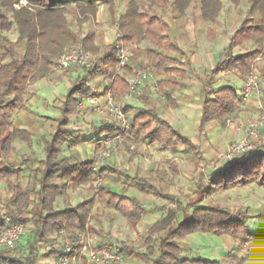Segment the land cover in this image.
I'll return each instance as SVG.
<instances>
[{
    "label": "trees",
    "instance_id": "1",
    "mask_svg": "<svg viewBox=\"0 0 264 264\" xmlns=\"http://www.w3.org/2000/svg\"><path fill=\"white\" fill-rule=\"evenodd\" d=\"M21 1L0 0V181L7 184L11 194L6 214L13 222L25 225L23 236L27 232L28 221H31L33 229L27 238L26 247L21 246L13 251L11 248H0V261L8 264H37L41 254L39 243L57 238L61 229L67 230L73 237L79 231L88 229L97 235L99 243L111 240L113 236L110 233L103 236L90 226L92 211L99 200L123 214L133 226H137L147 208L142 198L127 194L130 188H136L147 195L163 198L168 203L156 206L163 214L143 236L141 246H146V249L142 251L123 244V260L133 255L144 259L146 264H233L235 256L232 254L228 255V263L218 259H190L183 256L181 240L198 232L227 235L241 243L257 239L258 233L250 230V216L245 209L234 210L198 202L211 190H229L251 183L264 186V147L244 152L207 175L201 173L202 180L206 177L208 181V188H203L202 192L200 188L197 189L201 194L199 199L188 203L163 192L151 178L133 174L129 168L114 160L96 165L93 158L79 160L72 153L64 152L87 140L94 142L98 149L106 137L118 131L115 123L102 121L87 137L70 124L71 117L79 111L80 99L93 94L89 81H107L104 91L112 89L118 98L127 93L126 73L134 72L142 63L133 66L128 61L120 68V44L127 45L137 38L149 40L153 46L146 48L145 54L152 71L161 77L159 84L162 90L168 88L172 92L178 87L184 89L186 80L193 77L196 71L191 55L179 41L180 36L188 37V31L184 29V22L176 19L185 16L189 8L197 6L204 22L214 24L218 22L224 8L223 1L161 0L165 5L170 1V6L178 13L171 19L166 18L164 11L160 12L153 7L155 0L148 6L142 0H128L126 10L119 18L115 15L116 0H23L26 4ZM232 2L240 6L243 0ZM247 2L248 15L229 35L228 44L214 68L200 77L202 126L223 117L225 123L228 119L238 118L243 105L241 92L233 84L215 85L213 74L232 69L245 77L253 66L259 64L258 59L264 57V0ZM17 4L19 8H16ZM102 5L109 7L113 22L118 24L121 34L103 49L95 44L94 34L82 39L81 43L94 52L96 66L81 71L67 94L61 98L55 130L50 138H43L45 156H27L19 164L11 163L8 158L15 152L17 141L33 147L35 140L30 130L14 124L15 115L28 110L29 85L55 74L56 60L64 47L78 41L68 18V9L75 6L88 18L96 16ZM181 29L184 31L178 34ZM12 30L17 34L15 40L7 35ZM248 43L253 44L250 49L234 53V49ZM18 46H22L23 50L20 51ZM259 69L264 71V62ZM123 108L130 121L125 133L129 140L155 144L162 149L171 148L196 160L204 157L200 144L176 129L155 106L125 104ZM113 183L121 185L122 191L114 190ZM82 187H87L93 196L76 205L58 206L59 200L65 198L71 190ZM6 225L0 209V233ZM60 247L51 249L49 253L59 254ZM236 260L237 264H246L245 257Z\"/></svg>",
    "mask_w": 264,
    "mask_h": 264
},
{
    "label": "rangeland",
    "instance_id": "2",
    "mask_svg": "<svg viewBox=\"0 0 264 264\" xmlns=\"http://www.w3.org/2000/svg\"><path fill=\"white\" fill-rule=\"evenodd\" d=\"M142 1L147 6L152 2V0ZM158 1L155 0L152 5L158 11H164L167 19L178 15L170 6V1L166 5L161 3V0L160 3ZM222 1L224 8L219 16L218 22L214 24L204 22L197 6L189 8L185 16H178L176 19L183 21L184 29L188 31V37L184 38L180 36L179 41L187 52L194 57V68L196 71L193 77L186 80L184 89L178 87L172 92L168 88L162 90L159 84L161 77L156 75L153 70L154 78H148L146 81L140 83L139 88H137L133 96L128 97L126 94L121 98L115 96L116 101L122 106L125 104L143 106L149 103L150 96L148 95H151L154 106L167 116L176 129L199 142L201 150H205L206 147L211 146V157H208L207 154V157H202V160H196L197 158L195 159L183 152L178 153L171 148L162 149L155 144L131 141L124 135V139L118 144L117 151L109 159L129 168L133 174L137 173L141 176L151 178L163 192L175 195V197L184 203L199 199V195L201 194L197 192V189L200 188L202 192L203 188H208V181L206 177L202 180L201 173L207 175L212 171L215 164L218 165V168L221 166V163L226 164L220 159V154L225 151L232 141L237 140L233 137L231 138V135L233 136L234 133L227 126V123H225L224 117L221 120L214 121L210 125H201L200 77L205 76L206 72H210L214 68L215 63L219 61L220 55L228 44L229 35L239 27L242 20L248 15L249 10L247 0H243L240 6H235L232 0ZM127 3L128 0L115 1L116 18H119L125 12ZM19 7L17 4L16 8ZM68 18L72 29L77 34L78 41L74 44H67L66 46L80 45L81 48L92 54L93 60H95L94 52L87 49L81 43L85 36L94 34L95 44L103 49L121 34L118 24L113 22L107 5H102L96 16H89L88 18L82 14L79 8L72 6L68 9ZM184 29L179 30L178 34H181ZM7 35L13 40L17 37L15 30L8 32ZM213 36H215L214 39H212ZM123 45L132 51L129 63H133V66H137V63H142L134 72L126 73L127 77L148 67H152L149 63V58L145 54V49L153 46L149 40L137 38L131 43ZM252 46V43H248L243 47H237L234 49V53L239 54L245 49H250ZM18 49L20 51L23 50L22 46H18ZM263 58L258 59L257 62L259 64L256 65V68L261 72H264L259 69L261 63L264 62ZM84 69L86 68L76 67L66 71H56V75L45 76V79L41 81L44 87L35 94L39 102L38 104L32 105V108L39 114H51L54 117L57 114L60 115V109L56 105H59L61 98L67 94L71 87L69 83H74ZM68 74H74L73 81H60L61 78L63 80L64 76ZM244 79V75H241L237 70L227 69L222 72L216 71L213 74L212 81L217 86L233 84L241 92ZM100 80L95 79L91 81L96 90L103 89L107 86V81L102 80L101 82ZM145 85L147 87L143 88ZM152 88L154 92L148 93L147 89L150 91ZM29 94L33 96L34 92ZM173 98L175 103H173L174 100H171ZM183 110L189 112L188 121L182 118ZM32 115L35 117L34 122L37 119L36 114L33 112ZM44 118L46 121L47 117L45 116ZM232 119L236 120L238 118ZM110 120L114 123L111 117L101 116L94 107L84 106L79 107V111L71 117L70 125L77 132H81L89 137V134L93 133L95 126H98L102 121L111 123ZM33 122L30 121L27 125L30 124V127ZM55 124V119H53V122H49L47 119L46 123L40 129L43 134L42 136H35L33 147H29L24 142L17 141L15 143V152L9 156L8 160L11 163L19 164L27 156L36 158L44 157L43 138L51 137L55 130ZM214 131H216L215 133L217 135L209 136V133H214ZM237 132L236 134H238L239 138L242 132ZM102 150L103 145L96 149L95 143L87 140L70 150L65 149L64 152L65 154L72 153L79 160H88L90 158L97 160ZM98 160V164L107 161L104 156ZM113 188L118 192L122 191V186L116 183H113ZM127 194L142 198L146 204V214L137 226H133L123 214L113 208L107 207L99 200L92 211L93 215L90 226L95 228L103 236L110 233L113 236L111 239L113 241H121L123 244L144 251L146 246H141L143 236L147 233L148 228L159 220L163 214V211L157 209L156 206H163L167 200L150 194L147 195L136 188H130ZM91 196H93V193L87 187L71 190L65 198L59 200L58 206L62 208L67 204L76 205ZM10 198L11 194L9 193L7 184L4 181H0V209L2 212L8 211L7 204ZM198 203L219 205L234 210L243 208L250 216V230L260 234L261 231L259 230L264 229V186L257 183L239 185L229 190H211L208 194L205 193ZM32 229V223L28 221L26 234L17 242L11 251L21 246L26 247L27 238ZM57 238L59 239V236ZM57 238L54 237L47 242L39 243L41 254L37 264H42L44 261L52 264H60L59 255L49 253L51 249L60 247ZM255 241L241 243V241L227 235L198 232L190 234L186 239L181 240V244L184 246L182 255L188 256L190 259H218L228 263V255L232 254L235 256L232 259L233 264H237L238 261L236 258L241 257L246 258V264H264V262H261V258L264 256V243ZM121 264H146V262L140 257L130 255L124 258Z\"/></svg>",
    "mask_w": 264,
    "mask_h": 264
},
{
    "label": "built area",
    "instance_id": "3",
    "mask_svg": "<svg viewBox=\"0 0 264 264\" xmlns=\"http://www.w3.org/2000/svg\"><path fill=\"white\" fill-rule=\"evenodd\" d=\"M26 4L25 1H21ZM132 51L123 44L119 45L120 68H123L129 61ZM73 66L94 69L95 60L89 51L77 46H66L56 60L54 69L56 71H66ZM154 78L151 68H146L136 72L128 77V90L126 95L133 96L140 83L146 79ZM92 81V80H91ZM91 81L88 82L93 94L98 95L84 96L79 101V106H91L101 115L109 116L113 119L118 127V131L106 137L103 141V150L95 160L102 156L109 160L111 155L117 151L118 144L124 139V135L129 129L130 121L123 106L116 101L112 89L103 90L100 94ZM243 105L246 102L254 101L258 112L250 117L241 120L228 119L227 126L233 131H243V136L232 141L224 152L220 154V159L227 163L234 157L249 150L264 147V73L253 66L244 79L241 92ZM224 165L221 163V166ZM214 165L213 169H217ZM4 219L7 222L6 228L0 233V248H14L17 241L25 233V225L21 222H13L11 218L3 212ZM59 242L61 244L60 253L58 254L60 264H119L123 261L121 241L106 240L98 242L96 234L91 233L88 229L79 231L76 237L71 236L67 230L61 229L59 232ZM255 242L264 243V229L258 234ZM0 264H8L0 261Z\"/></svg>",
    "mask_w": 264,
    "mask_h": 264
},
{
    "label": "crops",
    "instance_id": "4",
    "mask_svg": "<svg viewBox=\"0 0 264 264\" xmlns=\"http://www.w3.org/2000/svg\"><path fill=\"white\" fill-rule=\"evenodd\" d=\"M194 57H192L191 56V60L193 61V64H194V59H193ZM262 73H264V72H262ZM74 75V74H73ZM73 75L72 74H68V75H66V76H64V78H63V80H62V78H61V80L60 81H66V82H71V81H73ZM43 79H45V78H42V79H39V80H37L36 82H33V83H31V85H29V90H28V93H27V107H28V110H24V111H21V112H19L18 114H16L15 115V118H14V124H15V126L16 127H20V128H26V129H28V130H30L35 136L37 135V136H42V132H41V126L44 124V123H46V121H47V119H48V121L49 122H53V119H55V118H57L58 117V115L59 114H57V116H53V115H51V114H39L38 112H36L33 108H32V105H34V104H38V102H39V100H38V98H37V96L35 95V94H37V92L42 88V87H44V85L41 83V81H43ZM69 84H71V85H73V82H71V83H69ZM145 87H147L146 85L145 86H143V88H145ZM104 90V88L103 89H100V90H98L99 91V93L100 94H102L101 92ZM146 90V89H145ZM147 91H148V93H152V92H154V90H153V88L152 89H150V91L147 89ZM31 92H34V95L32 96V95H30L29 93H31ZM242 92V91H241ZM32 96V97H31ZM148 96H150V101H149V103L148 104H150V105H153L154 106V104L152 103V97H151V95H148ZM31 97V98H30ZM46 105V104H45ZM135 105V104H134ZM46 106H49V105H46ZM57 106V108L59 107V105L57 104L56 105ZM202 107V106H201ZM160 110V109H159ZM184 111V110H183ZM34 112V114H36V120L33 122V120H34V116L32 115V113ZM258 112V108L255 106V103H254V101H250V102H246L244 105H242V108L240 109V111H239V117H238V119H236V120H241V119H245V118H247V117H250V116H253V115H255L256 113ZM189 112L188 111H184V113L182 114L183 116H182V118H184V119H186L187 121H188V114ZM101 115V114H100ZM47 117V119H46V121H45V118L44 117ZM101 116H103L104 117V115H101ZM17 120V121H16ZM52 120V121H51ZM30 121H32L33 122V124H31V126L29 127V125L30 124H28L27 125V123H30ZM111 122H112V120H110ZM17 122L19 123L18 125H17ZM214 122V121H213ZM213 122H211V123H213ZM113 123V122H112ZM211 123H209L208 125H210ZM26 124V125H25ZM198 127H200V125H198ZM39 129V130H38ZM37 132V133H36ZM216 131H214V133H209V136H211V135H214V136H216L217 134L215 133ZM232 132L234 133L233 134V136L231 135V138L233 137L234 139H240L242 136H243V131H241L242 132V134L240 135V137L238 138V134H236V133H238L237 131H233L232 130ZM213 136V137H214ZM193 141H195V142H197L195 139H193ZM197 143H199V142H197ZM210 148H211V146H208V147H206L205 148V150H202V152H203V154H204V157H207V154H208V157L210 156H212V152H210L211 150H210ZM178 153H180V152H178ZM213 170V169H212ZM131 171V170H130ZM259 231H261V230H259ZM264 255V254H263ZM262 260H261V262H264V256H262V258H261ZM42 264H52V263H48V262H46V261H44V263H42Z\"/></svg>",
    "mask_w": 264,
    "mask_h": 264
}]
</instances>
